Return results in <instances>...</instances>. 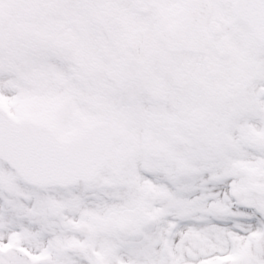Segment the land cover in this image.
<instances>
[{
  "label": "snow or ice",
  "instance_id": "obj_1",
  "mask_svg": "<svg viewBox=\"0 0 264 264\" xmlns=\"http://www.w3.org/2000/svg\"><path fill=\"white\" fill-rule=\"evenodd\" d=\"M0 264H264V0H0Z\"/></svg>",
  "mask_w": 264,
  "mask_h": 264
}]
</instances>
